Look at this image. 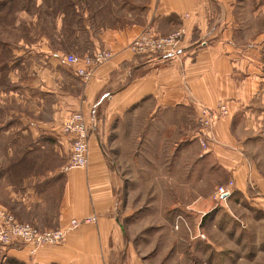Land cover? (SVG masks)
<instances>
[{"label": "crops", "instance_id": "crops-1", "mask_svg": "<svg viewBox=\"0 0 264 264\" xmlns=\"http://www.w3.org/2000/svg\"><path fill=\"white\" fill-rule=\"evenodd\" d=\"M242 1L0 0L17 36L0 83V207L20 223L67 232L33 256L0 247V264H154L158 255L140 251L129 220L150 219L155 207L132 211L134 192L189 195L171 209L181 212L174 225L190 232L187 264L195 243L223 252L211 228L232 229L238 250L252 242L238 229L264 218V44L242 39ZM147 27L158 36L183 28L186 36L173 56L134 57L127 47ZM99 51L114 57L84 84L66 57ZM220 103L229 116L215 123L204 150L200 107ZM75 112L90 128L89 163L64 173L72 138L62 126ZM231 181L232 196L216 203V189ZM93 215L96 224L70 229L71 220ZM156 216L142 223L162 226Z\"/></svg>", "mask_w": 264, "mask_h": 264}, {"label": "rangeland", "instance_id": "rangeland-1", "mask_svg": "<svg viewBox=\"0 0 264 264\" xmlns=\"http://www.w3.org/2000/svg\"><path fill=\"white\" fill-rule=\"evenodd\" d=\"M1 4L2 3H0V83L6 84L5 77H8L9 74L8 63L11 55L9 47L11 42H14V39L17 37L10 32V24H15L16 18H11V7L8 4L6 7H1ZM52 4L54 5L53 2L48 3L49 6H52ZM240 6L241 17L238 20L241 22L242 28L244 29L242 39L255 40L258 38L261 47L264 44V0H243ZM13 8L16 9L17 5ZM19 22H22L25 26L22 20L19 19ZM260 57L262 61L261 77H264V46L260 49ZM126 164L127 163H124V165ZM153 180V178L145 179L150 185H153ZM135 181L136 179H134V182ZM187 196L189 195L183 193L170 195L153 193L143 194L137 192L128 194L127 196L132 211L144 205H152V207H155L154 215L153 211L147 212V218L152 219L157 213L163 212V217L156 216V218H154L156 221L162 219V226L160 227L153 225L148 226L147 224L144 225L142 223L143 221L149 222L153 221V219L140 220L138 215L129 220L131 224H134L131 226V229H133L132 234L135 236V243L140 247V251L151 257L158 255L157 258H153L154 264H187L186 260L188 258L185 252L188 248L190 232L181 228H176L177 226L174 225L176 218L180 217L178 215H181L180 208L178 210H171L175 209L178 205L183 206ZM212 198L214 200V194ZM5 210L10 212L8 209ZM239 225L241 226V228L238 229L239 232L250 237L252 242L242 241L243 247L238 250L235 243L228 240L230 238L228 235H230L232 229H226L224 232L225 235H223L218 230L211 228L209 233L211 238L215 240L214 245L223 249V252H218L211 248L206 249L201 246V243H195V250L192 253L194 256L193 264H264V218L260 217L257 222L252 224H249V221H243L239 223ZM235 253L236 255H234ZM254 253H256V258L253 256Z\"/></svg>", "mask_w": 264, "mask_h": 264}, {"label": "built area", "instance_id": "built-area-1", "mask_svg": "<svg viewBox=\"0 0 264 264\" xmlns=\"http://www.w3.org/2000/svg\"><path fill=\"white\" fill-rule=\"evenodd\" d=\"M186 36L185 29H179L168 36H158L151 27H147L127 47L134 57H153L156 55H175ZM199 47H207L208 42L201 40ZM111 51H99L93 55L78 57L68 55L66 63L75 69L77 77L84 84L94 77L96 70L113 59ZM229 110L225 104L220 103L215 109L201 106L198 116V142L202 149L208 150L213 141L215 123L228 116ZM62 132L72 138L70 157L62 168L64 173L76 169H86L89 163L90 128L82 112L73 113L63 124ZM234 183L231 181L226 186H220L214 193L216 203L224 202L233 193ZM97 216L93 215L82 220L70 221V229H76L83 224H96ZM177 228V227H176ZM66 230L42 231L32 225L20 223L8 211L0 207V247H26L31 256L44 246H57L63 243Z\"/></svg>", "mask_w": 264, "mask_h": 264}, {"label": "trees", "instance_id": "trees-1", "mask_svg": "<svg viewBox=\"0 0 264 264\" xmlns=\"http://www.w3.org/2000/svg\"><path fill=\"white\" fill-rule=\"evenodd\" d=\"M1 7H6V6H4L3 4H1Z\"/></svg>", "mask_w": 264, "mask_h": 264}]
</instances>
